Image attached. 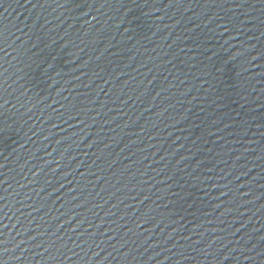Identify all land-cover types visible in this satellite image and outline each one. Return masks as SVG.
<instances>
[{
  "label": "water",
  "instance_id": "water-1",
  "mask_svg": "<svg viewBox=\"0 0 264 264\" xmlns=\"http://www.w3.org/2000/svg\"><path fill=\"white\" fill-rule=\"evenodd\" d=\"M0 264H264V0H0Z\"/></svg>",
  "mask_w": 264,
  "mask_h": 264
}]
</instances>
